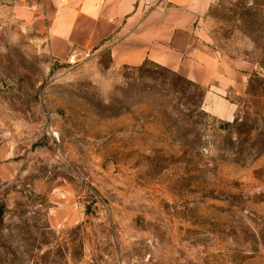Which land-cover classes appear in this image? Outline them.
<instances>
[{
  "label": "rangeland",
  "instance_id": "374dc122",
  "mask_svg": "<svg viewBox=\"0 0 264 264\" xmlns=\"http://www.w3.org/2000/svg\"><path fill=\"white\" fill-rule=\"evenodd\" d=\"M39 1L0 0V264H264V0H201L217 90L54 55Z\"/></svg>",
  "mask_w": 264,
  "mask_h": 264
},
{
  "label": "crops",
  "instance_id": "0c3cea01",
  "mask_svg": "<svg viewBox=\"0 0 264 264\" xmlns=\"http://www.w3.org/2000/svg\"><path fill=\"white\" fill-rule=\"evenodd\" d=\"M201 9V0H40L14 16L54 55L106 50L115 66L149 63L217 90L222 73L200 42Z\"/></svg>",
  "mask_w": 264,
  "mask_h": 264
}]
</instances>
